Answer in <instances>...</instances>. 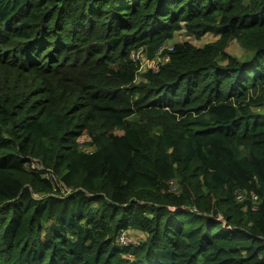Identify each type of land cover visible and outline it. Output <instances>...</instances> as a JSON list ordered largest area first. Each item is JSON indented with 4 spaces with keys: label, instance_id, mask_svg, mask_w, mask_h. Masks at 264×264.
Wrapping results in <instances>:
<instances>
[{
    "label": "trees",
    "instance_id": "1",
    "mask_svg": "<svg viewBox=\"0 0 264 264\" xmlns=\"http://www.w3.org/2000/svg\"><path fill=\"white\" fill-rule=\"evenodd\" d=\"M262 106L264 0H0V264H264Z\"/></svg>",
    "mask_w": 264,
    "mask_h": 264
},
{
    "label": "built area",
    "instance_id": "2",
    "mask_svg": "<svg viewBox=\"0 0 264 264\" xmlns=\"http://www.w3.org/2000/svg\"><path fill=\"white\" fill-rule=\"evenodd\" d=\"M172 48L173 47H170L168 44L163 45L162 48H160L157 51L156 56H154L153 58H149L143 49H139L131 54V59L134 63H136L139 66V70H138L139 73H144L152 70L157 71L160 64H163L166 61H168V58L164 56L165 55L164 51L166 49H172ZM33 168L43 170V167L39 164L33 165ZM44 177L48 179H55L53 173H46L44 174ZM172 190H176V187L173 186ZM237 199L238 200L240 199L239 201H244L245 195L242 194L239 198L237 197ZM251 200L253 201L257 200V196L255 194H252ZM118 244L123 248L129 247L132 244H134V240L130 237L129 231L121 232V234L118 237Z\"/></svg>",
    "mask_w": 264,
    "mask_h": 264
},
{
    "label": "rangeland",
    "instance_id": "3",
    "mask_svg": "<svg viewBox=\"0 0 264 264\" xmlns=\"http://www.w3.org/2000/svg\"><path fill=\"white\" fill-rule=\"evenodd\" d=\"M218 39V36L216 34H207L206 36H204L201 40H196L194 37L188 35L185 31H181L179 33L176 34V37L174 39V41L172 43H167L170 47H172L173 45L177 44V43H185V42H189L191 44H193L196 47H203L206 44L215 42ZM232 55L237 56L240 59H244L247 56V52L245 49H243L237 41H234L228 50ZM142 73H139V75ZM141 77V76H140ZM139 77V78H140ZM258 111H263L264 112V106H262V108H259ZM89 138L87 137H82L80 139V144L82 145V147L84 148L85 151H92L93 148L89 147L88 145H86L89 142ZM37 165V164H35ZM137 233L140 234V232H130V237L135 240L137 239L138 235Z\"/></svg>",
    "mask_w": 264,
    "mask_h": 264
}]
</instances>
